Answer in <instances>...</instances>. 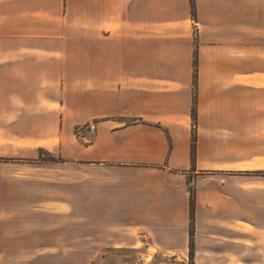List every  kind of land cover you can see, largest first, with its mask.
<instances>
[{
	"label": "crops",
	"instance_id": "0c3cea01",
	"mask_svg": "<svg viewBox=\"0 0 264 264\" xmlns=\"http://www.w3.org/2000/svg\"><path fill=\"white\" fill-rule=\"evenodd\" d=\"M194 4L0 0V142L71 238L190 258L194 188V264H264V0Z\"/></svg>",
	"mask_w": 264,
	"mask_h": 264
},
{
	"label": "rangeland",
	"instance_id": "374dc122",
	"mask_svg": "<svg viewBox=\"0 0 264 264\" xmlns=\"http://www.w3.org/2000/svg\"><path fill=\"white\" fill-rule=\"evenodd\" d=\"M93 129L92 124L79 127L76 135L82 141L83 137L93 140ZM6 144L0 142V161L5 160L0 162V264H194L193 259L187 256L157 255L154 250L146 256L142 251L101 246L114 238L69 237L65 232L70 224L63 218L65 216L57 217L47 209L52 205L53 183H44L42 179L35 178L37 175L30 183L24 182L25 175L34 173L32 170L23 174L17 172L15 164L20 162L5 159L12 154ZM39 157L38 160L44 161L51 158L57 162L63 160L47 152ZM38 172L45 178L51 177L50 171ZM52 241L75 245L44 246V243ZM84 241L90 246L77 245Z\"/></svg>",
	"mask_w": 264,
	"mask_h": 264
},
{
	"label": "trees",
	"instance_id": "16d2710c",
	"mask_svg": "<svg viewBox=\"0 0 264 264\" xmlns=\"http://www.w3.org/2000/svg\"><path fill=\"white\" fill-rule=\"evenodd\" d=\"M192 10L193 13L195 14V4H194V0H192ZM195 67H196V73H197V61H195ZM193 119L196 122L197 119V114H196V107L193 110ZM195 136H194V140H193V145H192V151L193 154H195ZM44 161V160H42ZM46 161H50V162H57V159L55 158H51L50 160H46ZM62 161V160H59ZM195 208H196V193H195V189L191 188V243H190V257L193 259L194 256V236H195Z\"/></svg>",
	"mask_w": 264,
	"mask_h": 264
}]
</instances>
